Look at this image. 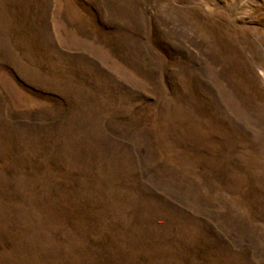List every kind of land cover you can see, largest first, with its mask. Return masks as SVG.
I'll return each mask as SVG.
<instances>
[{
  "label": "rangeland",
  "instance_id": "obj_1",
  "mask_svg": "<svg viewBox=\"0 0 264 264\" xmlns=\"http://www.w3.org/2000/svg\"><path fill=\"white\" fill-rule=\"evenodd\" d=\"M0 264H264V0H0Z\"/></svg>",
  "mask_w": 264,
  "mask_h": 264
}]
</instances>
